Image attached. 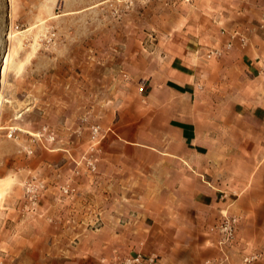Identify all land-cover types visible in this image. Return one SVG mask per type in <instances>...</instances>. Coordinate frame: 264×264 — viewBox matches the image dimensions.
Listing matches in <instances>:
<instances>
[{
	"label": "rangeland",
	"instance_id": "374dc122",
	"mask_svg": "<svg viewBox=\"0 0 264 264\" xmlns=\"http://www.w3.org/2000/svg\"><path fill=\"white\" fill-rule=\"evenodd\" d=\"M211 2L0 0V264H118L137 254L159 264L157 252L108 253L105 245L97 251L90 230L84 243L75 238L69 246L52 222L32 218L41 215L48 198L58 203L54 210L64 213L68 207L70 215L137 214L133 198L145 190L129 181L124 187L118 172L115 187L101 188L108 179L101 163L105 140L120 110L132 117L144 104L147 74L168 33L188 17L211 10ZM254 70L264 85V61ZM231 111L227 108L228 116ZM89 156L94 169L87 164ZM128 163L127 172L134 162ZM236 169L245 178L244 188L227 200L239 202L209 228L210 242L218 244L216 225L234 216L233 240L219 256L198 255L187 264H223L232 254L238 256L236 264H264V159ZM31 184L37 197L33 206L27 194ZM65 184L75 193L63 195ZM65 196L81 201L65 206ZM127 239H119V245Z\"/></svg>",
	"mask_w": 264,
	"mask_h": 264
},
{
	"label": "crops",
	"instance_id": "0c3cea01",
	"mask_svg": "<svg viewBox=\"0 0 264 264\" xmlns=\"http://www.w3.org/2000/svg\"><path fill=\"white\" fill-rule=\"evenodd\" d=\"M208 5L211 10L188 17L168 33L147 74L144 104L132 117L120 110L105 140L101 163L108 179L101 188L115 187L118 172L124 187L129 181L145 190L133 198L137 214L70 215L68 207L64 213L54 210L58 203L48 198L32 220L52 222L67 245L94 237L97 251L105 245L108 253L157 252L159 264L219 256L222 247L210 242L209 228L239 202L227 200L244 188L236 166L264 159V85L254 70L264 61V0ZM130 161L134 164L127 172ZM132 172H137L133 178ZM80 198H63L62 205H76ZM119 239L127 243L119 245ZM232 255L226 263L236 264L238 256Z\"/></svg>",
	"mask_w": 264,
	"mask_h": 264
},
{
	"label": "built area",
	"instance_id": "2783aa9c",
	"mask_svg": "<svg viewBox=\"0 0 264 264\" xmlns=\"http://www.w3.org/2000/svg\"><path fill=\"white\" fill-rule=\"evenodd\" d=\"M229 46V45H228ZM218 53V52H214ZM144 90L143 86L139 87V92L141 93ZM88 166L94 169V159L92 156L86 158ZM60 191L63 195L70 196L75 193V188L71 187L69 184H65L60 187ZM34 186L31 184L28 186L27 194L30 204L33 206L37 203V197L34 193ZM237 219L234 216H224V218L216 225L215 229L219 234L218 245L222 247L224 244L230 243L234 238V226ZM154 260V257L150 256L146 260H143L140 254H137L135 257L126 259L124 262H119L118 264H150Z\"/></svg>",
	"mask_w": 264,
	"mask_h": 264
}]
</instances>
